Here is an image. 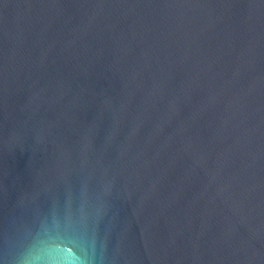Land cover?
I'll return each instance as SVG.
<instances>
[{"label": "water", "instance_id": "obj_1", "mask_svg": "<svg viewBox=\"0 0 264 264\" xmlns=\"http://www.w3.org/2000/svg\"><path fill=\"white\" fill-rule=\"evenodd\" d=\"M0 264H264V0H0Z\"/></svg>", "mask_w": 264, "mask_h": 264}]
</instances>
